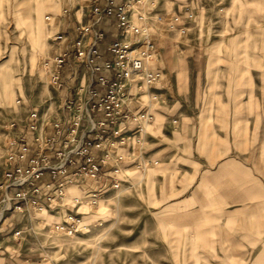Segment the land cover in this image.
I'll list each match as a JSON object with an SVG mask.
<instances>
[{
	"label": "crops",
	"instance_id": "1",
	"mask_svg": "<svg viewBox=\"0 0 264 264\" xmlns=\"http://www.w3.org/2000/svg\"><path fill=\"white\" fill-rule=\"evenodd\" d=\"M171 3L170 10L153 1L136 5L133 20L140 23L137 13L143 12L156 43L147 70L160 76L147 85L143 74L137 75L129 86L128 102L134 110L149 111L152 120L144 122V132H136L127 145L110 148L105 143L121 172L115 175L111 165L103 166L107 174L92 187L120 182L118 189L108 188L101 198L105 201L113 193L116 197L137 189L155 204L156 216L185 237V248L203 251L209 264H223V259L231 260L225 264H239L236 260L242 255L253 259L248 264H264V0ZM63 8L54 29L72 40L94 16L89 10L81 15L71 0ZM156 14L179 20L157 23ZM98 28L108 40L123 38L115 18L105 17ZM66 45L59 41L55 53ZM100 50L104 53L103 44ZM85 74V65L69 60L63 86H54L60 102L77 95L79 78ZM57 118L66 123L67 111ZM20 120L21 130L32 137L33 120L28 115ZM136 126L129 122L125 133L131 134ZM44 134L51 135L49 127ZM118 155L124 159L118 161ZM142 164L148 166L142 169ZM2 177L0 170V182ZM87 190V185H73L69 194L79 196ZM70 208L68 203L62 212ZM0 264L34 262L22 252L3 251Z\"/></svg>",
	"mask_w": 264,
	"mask_h": 264
},
{
	"label": "built area",
	"instance_id": "2",
	"mask_svg": "<svg viewBox=\"0 0 264 264\" xmlns=\"http://www.w3.org/2000/svg\"><path fill=\"white\" fill-rule=\"evenodd\" d=\"M150 2L89 0V13L94 20L81 26L79 35L72 40L64 33L56 35V40L67 41V45L45 61V68L50 69L46 73L49 84L63 86L62 73L69 60L89 69L87 82L82 86L81 80L77 95L69 94L65 98L63 106L69 116L66 123L52 120L41 125L38 111L32 109L28 114L33 120L32 137L21 130V123L16 120L6 125L9 135L0 182V254L3 251L17 253L23 241L24 230L13 227V213L56 211L60 218L54 223V230L73 235L83 227L81 206L93 207L109 187H120V182L115 180L101 189L92 185L107 174L102 171L103 166L111 165L115 175L121 172V166L112 160L105 143L110 148L127 145L136 132H144L143 123L152 120L149 111L134 110L128 102L129 86L137 75L142 73L147 85L154 84L160 76L147 70L156 50L147 17L138 12L141 22L132 18L136 5ZM105 17L117 20L122 39H106L104 31L98 28ZM178 20L175 15H155L157 23L172 25ZM101 44L105 47L104 53L100 50ZM74 76H78L77 69ZM129 122L137 124L131 134L125 133ZM45 127L50 128L51 135L44 134ZM123 159L122 155L117 156L118 161ZM148 164L140 168L145 169ZM73 185H87L88 190L82 195L70 196L69 189ZM68 203L71 208L63 213Z\"/></svg>",
	"mask_w": 264,
	"mask_h": 264
},
{
	"label": "rangeland",
	"instance_id": "3",
	"mask_svg": "<svg viewBox=\"0 0 264 264\" xmlns=\"http://www.w3.org/2000/svg\"><path fill=\"white\" fill-rule=\"evenodd\" d=\"M68 1L0 0L2 174L8 152L6 125L12 119L20 124V117L28 115L32 109L38 111L43 125L58 120L59 113L67 109L60 102L55 87L49 84L46 73L50 69L45 68V61L56 55L55 44L59 41L55 39L54 19L64 13L63 3ZM71 1L81 15L89 10V0ZM151 1L160 6L166 4L167 10L171 9L172 0ZM43 4H47L49 10L45 11ZM192 32L190 30V34ZM18 99L21 102H17ZM113 194L109 195V200L101 199L93 207L81 206L83 227L73 235L54 230L53 225L59 219L56 211L48 210L31 218H19L13 213V227L24 230L19 252L34 264H209L203 251L185 248L186 244L181 241L184 236L156 216L155 204L143 193L134 189L116 197ZM7 231L10 232V228ZM221 261L225 264L231 260ZM236 261L248 264L253 259L242 255V259Z\"/></svg>",
	"mask_w": 264,
	"mask_h": 264
},
{
	"label": "bare ground",
	"instance_id": "4",
	"mask_svg": "<svg viewBox=\"0 0 264 264\" xmlns=\"http://www.w3.org/2000/svg\"><path fill=\"white\" fill-rule=\"evenodd\" d=\"M39 9H41V6L40 7H38ZM42 8L45 10V11H47V10H49V7H48V5L47 4H43L42 5ZM83 82H87V75L85 74L84 76H83V78H82V83Z\"/></svg>",
	"mask_w": 264,
	"mask_h": 264
}]
</instances>
